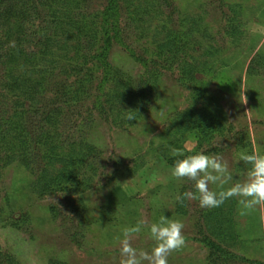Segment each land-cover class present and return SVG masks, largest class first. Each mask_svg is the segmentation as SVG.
I'll use <instances>...</instances> for the list:
<instances>
[{"label":"rangeland","instance_id":"obj_1","mask_svg":"<svg viewBox=\"0 0 264 264\" xmlns=\"http://www.w3.org/2000/svg\"><path fill=\"white\" fill-rule=\"evenodd\" d=\"M69 1L61 3L68 7ZM87 2L82 16L86 23L93 22V47L68 50L54 61L58 67L77 65L79 74L66 80L74 87L76 81L84 83L82 102L66 110L59 125L68 139L65 145L70 141L91 146L97 159L93 154L87 158L72 191L55 189L41 195L38 184L61 165L40 173L22 165L12 147L0 149V264H11L10 256L20 264H116L121 229L141 219L156 222L161 214L184 224L186 245L169 256L168 264H210L205 237L238 257L264 264L260 212L241 216L235 199L214 209H202L196 201L177 203L175 197L191 190V182L172 178L171 167L157 150L167 148L171 140L179 144L176 148L196 151L195 139L170 132L173 117L189 110L196 116L211 114V121L219 122L220 128L212 127L215 133L197 152L221 154L234 181L247 171L238 159L242 151L259 147L264 152V0H119L117 12L106 16L107 0ZM40 16L32 15L31 28L18 44L12 38L11 46L18 45L24 54L37 51L33 31ZM114 18L118 29L111 26ZM193 23L197 26L191 27ZM104 30L111 34L108 42ZM170 33L180 38L181 53L176 56L161 46ZM4 42L0 30V44ZM81 45H86L84 40ZM7 49L8 43L0 55ZM103 49L106 69L94 63ZM5 67L0 61V79ZM156 71L159 76L153 82ZM62 78L59 74L49 80L50 89ZM144 92L147 109L140 107L138 98ZM52 94L44 92L41 99L49 105ZM3 105L2 112L13 114L11 100ZM89 164L95 175L90 176ZM83 175L90 181L84 182ZM15 220L22 221L20 229L9 225ZM74 233L81 238V248L70 242ZM133 246L150 251L153 242L142 232Z\"/></svg>","mask_w":264,"mask_h":264},{"label":"trees","instance_id":"obj_2","mask_svg":"<svg viewBox=\"0 0 264 264\" xmlns=\"http://www.w3.org/2000/svg\"><path fill=\"white\" fill-rule=\"evenodd\" d=\"M61 1L64 0H0V30H3L4 39L7 41L0 44V50L3 51V46L8 43L6 54L0 55V61L4 60L9 66L4 68L7 70L6 73L3 72L5 77L0 79V97H4L2 94L6 93L0 105L4 107L3 102L8 99L13 103V114L11 115L2 112L1 109L3 108L0 107V149L7 148L6 146L12 147L18 151L17 154L22 165L28 168L35 167L41 171L40 173L44 170L46 173L47 169L56 163L61 165V168L54 175L38 184L36 191L41 195L50 191L54 192L55 189L72 191L80 183L78 177L85 169L87 158L93 154L97 159L96 151L91 146H82V143L75 146L70 141L68 145H65V141L68 139L59 130V125L65 120L63 116L66 110L73 111V108L75 110L79 107V102H82L81 88L84 83L81 82V79L76 81V87L68 84L66 80L68 77H75L79 74L77 65L73 64V66L66 68L65 66L58 67L59 63L54 60L64 57L68 50L72 51L75 48L82 50L85 47L91 49L96 38V32L92 29L93 22L86 23L85 16H82V11L87 10L88 0H70L68 7H65ZM120 1L128 2L130 0ZM118 2L119 0H107V8L102 15L106 16V14H112L114 11L116 13ZM36 14L41 15L38 24L34 26L35 31H33V37L39 40L37 51L24 54L19 50L18 45L11 46L10 42L14 38L17 42L13 43L18 44L21 40L20 36H25L29 27L31 28L30 18ZM131 19L134 18L131 17ZM195 25L197 26V23L190 26ZM111 26L119 28L116 18L112 20ZM186 33L188 34L187 31ZM109 35H111L110 32L104 30L105 42L109 41ZM83 40L86 43L85 46L81 45ZM179 40L180 38L175 34L170 33L161 46L168 50L171 48L169 51L176 56L181 53ZM104 52L103 49L94 57L96 60L94 63L106 69L108 62H106ZM80 59L84 66L87 63L86 55L81 56ZM36 74L38 75L34 78L33 76ZM59 74L63 78L50 89L48 81ZM152 74L154 79L151 81L155 82L159 75H157V71ZM140 83V80L136 81V88L140 86ZM50 91L53 93V97L49 99L48 105L46 100L41 98L44 92ZM138 98L140 99V107L147 109L148 101L145 92L143 97L140 93ZM209 115L205 117L196 116L192 111L186 110L173 117L170 132L178 138L188 134L197 143L196 151H184L185 149L182 148L185 155L197 153L202 142L208 141L212 134L220 128L219 122L211 121L213 115ZM68 122L73 126L76 125V122H72V120H68ZM213 126H216V130L212 129ZM218 131L221 132V130ZM177 140L179 142L180 139ZM172 143H174L173 147L175 148L179 145L177 142L167 140V148L162 145L157 149L170 167L173 166L176 159L183 158L171 156L168 147ZM87 169L92 172L90 175L92 176L94 174L92 164H89ZM88 170L86 171L88 172ZM82 177L86 183L91 178L84 177V175ZM21 223V220H15L9 225L17 230L20 229ZM220 232L216 233L218 237L221 235ZM70 239V242L78 248L82 247L81 238L77 233H74ZM202 243L209 250L208 260L210 264H229L235 260L241 263L263 264L238 257L214 243L210 238L205 237L202 239ZM9 262L20 264L16 258L11 256Z\"/></svg>","mask_w":264,"mask_h":264},{"label":"clouds","instance_id":"obj_3","mask_svg":"<svg viewBox=\"0 0 264 264\" xmlns=\"http://www.w3.org/2000/svg\"><path fill=\"white\" fill-rule=\"evenodd\" d=\"M242 98L243 103H247L244 95ZM127 119L132 120V115ZM170 154L183 157L175 160L170 169L171 177L192 185L191 190L175 197L177 203L196 201L202 209H214L235 199L241 216L259 211V220L264 224V152L259 147H254L251 153L242 151L239 154L238 159L247 165V171L242 180L235 181L221 154L197 152L185 155L182 149L175 147L170 148ZM210 185H215L216 190ZM183 229L182 221L166 218L163 214L156 222L141 219L132 226L123 227L116 238L119 245L116 264H168L169 256L186 245ZM142 232H146L147 239L153 242L150 251L133 246V241Z\"/></svg>","mask_w":264,"mask_h":264}]
</instances>
